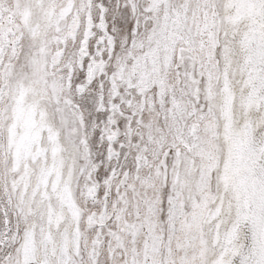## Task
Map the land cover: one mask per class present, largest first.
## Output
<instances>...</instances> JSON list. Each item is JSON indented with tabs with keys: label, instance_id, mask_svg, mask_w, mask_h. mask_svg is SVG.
I'll use <instances>...</instances> for the list:
<instances>
[{
	"label": "snow or ice",
	"instance_id": "obj_1",
	"mask_svg": "<svg viewBox=\"0 0 264 264\" xmlns=\"http://www.w3.org/2000/svg\"><path fill=\"white\" fill-rule=\"evenodd\" d=\"M0 264H264V0H0Z\"/></svg>",
	"mask_w": 264,
	"mask_h": 264
}]
</instances>
